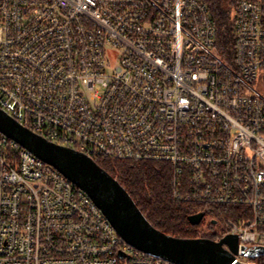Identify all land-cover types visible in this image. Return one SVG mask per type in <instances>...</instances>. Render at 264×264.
<instances>
[{
	"label": "built area",
	"instance_id": "2783aa9c",
	"mask_svg": "<svg viewBox=\"0 0 264 264\" xmlns=\"http://www.w3.org/2000/svg\"><path fill=\"white\" fill-rule=\"evenodd\" d=\"M231 13L224 57L205 0H0V108L95 161L171 165L176 200L264 246V0ZM0 264L177 263L0 132Z\"/></svg>",
	"mask_w": 264,
	"mask_h": 264
},
{
	"label": "water",
	"instance_id": "95a60500",
	"mask_svg": "<svg viewBox=\"0 0 264 264\" xmlns=\"http://www.w3.org/2000/svg\"><path fill=\"white\" fill-rule=\"evenodd\" d=\"M0 132L34 155L53 165L84 189L102 209L117 232L132 246L177 264H257L238 260L237 255L255 259L264 256V246H239L235 234L219 240L208 237L182 238L154 227L129 192L106 169L83 152L49 141L22 125L0 108ZM204 213L190 216L200 224ZM216 223V220L213 221Z\"/></svg>",
	"mask_w": 264,
	"mask_h": 264
},
{
	"label": "trees",
	"instance_id": "16d2710c",
	"mask_svg": "<svg viewBox=\"0 0 264 264\" xmlns=\"http://www.w3.org/2000/svg\"><path fill=\"white\" fill-rule=\"evenodd\" d=\"M218 29L217 50L228 57L233 48L232 8L237 0H205ZM96 162L118 179L129 192L150 223L159 230L182 238L208 237L218 239L213 232L217 224H192L190 216L198 211L194 204L176 200L173 196L171 165L155 161L96 159ZM237 206H223L222 218H235ZM264 264V256L255 259Z\"/></svg>",
	"mask_w": 264,
	"mask_h": 264
},
{
	"label": "rangeland",
	"instance_id": "374dc122",
	"mask_svg": "<svg viewBox=\"0 0 264 264\" xmlns=\"http://www.w3.org/2000/svg\"><path fill=\"white\" fill-rule=\"evenodd\" d=\"M207 219H204V221H206ZM223 226H222V222H219L216 226H215V229L213 232L217 233V234H220L223 232ZM259 258V257H258ZM256 258V259H258Z\"/></svg>",
	"mask_w": 264,
	"mask_h": 264
},
{
	"label": "flooded vegetation",
	"instance_id": "af4514ba",
	"mask_svg": "<svg viewBox=\"0 0 264 264\" xmlns=\"http://www.w3.org/2000/svg\"><path fill=\"white\" fill-rule=\"evenodd\" d=\"M220 235V234H219ZM222 236H220L218 239H216V240H219L220 238H221ZM251 261H255V259H251Z\"/></svg>",
	"mask_w": 264,
	"mask_h": 264
},
{
	"label": "bare ground",
	"instance_id": "6f19581e",
	"mask_svg": "<svg viewBox=\"0 0 264 264\" xmlns=\"http://www.w3.org/2000/svg\"><path fill=\"white\" fill-rule=\"evenodd\" d=\"M258 258V257H257ZM256 259V258H255ZM240 261V260H239ZM251 262H255V261H251ZM257 263V262H256Z\"/></svg>",
	"mask_w": 264,
	"mask_h": 264
}]
</instances>
